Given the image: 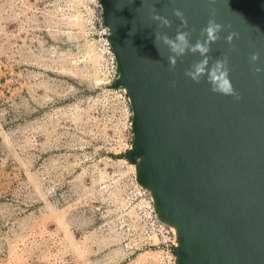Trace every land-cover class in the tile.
I'll use <instances>...</instances> for the list:
<instances>
[{
    "label": "water",
    "instance_id": "water-1",
    "mask_svg": "<svg viewBox=\"0 0 264 264\" xmlns=\"http://www.w3.org/2000/svg\"><path fill=\"white\" fill-rule=\"evenodd\" d=\"M99 1L118 68L110 86L125 91L131 110L123 157L158 218L174 229V263L264 264V72L250 62L254 51L264 60V0ZM154 14L172 26L158 27ZM211 18L226 28L208 56L228 58L240 99L184 75L198 53L170 68L168 47L161 42L158 52L154 44L157 33L174 38L177 29L195 43ZM230 31L238 33L231 44Z\"/></svg>",
    "mask_w": 264,
    "mask_h": 264
},
{
    "label": "rangeland",
    "instance_id": "rangeland-1",
    "mask_svg": "<svg viewBox=\"0 0 264 264\" xmlns=\"http://www.w3.org/2000/svg\"><path fill=\"white\" fill-rule=\"evenodd\" d=\"M74 14L69 0H0V264H159L120 247L131 110Z\"/></svg>",
    "mask_w": 264,
    "mask_h": 264
},
{
    "label": "built area",
    "instance_id": "built-area-1",
    "mask_svg": "<svg viewBox=\"0 0 264 264\" xmlns=\"http://www.w3.org/2000/svg\"><path fill=\"white\" fill-rule=\"evenodd\" d=\"M69 3L74 6L82 36L96 57L98 73L107 84L114 83L118 68L100 1L69 0ZM64 10L62 5L57 7V13ZM114 227L125 253L156 249L159 264H175V232L158 218L149 191L140 186L135 177L124 183Z\"/></svg>",
    "mask_w": 264,
    "mask_h": 264
},
{
    "label": "clouds",
    "instance_id": "clouds-1",
    "mask_svg": "<svg viewBox=\"0 0 264 264\" xmlns=\"http://www.w3.org/2000/svg\"><path fill=\"white\" fill-rule=\"evenodd\" d=\"M134 2V0H131ZM212 3L215 0H211ZM153 13L155 9H150ZM173 16L181 21V27L187 28V21L184 13L179 9H173ZM152 19L158 22L160 28H170L172 21L166 16L152 15ZM230 28L231 26H227ZM226 28L225 25L218 23L215 18L209 19L207 26L201 29L200 35L203 39H197L195 43L191 42V32L177 29L175 37L170 38L166 33H157L154 41L157 51H160V43L166 45L171 53L168 55V64L170 68H175L178 59L191 54H199L201 59L193 63L190 69L186 70L184 75L195 83H200L202 79L211 86V91L224 96H230L234 99H240L235 91L230 79L229 61L226 56L211 61L208 53L211 51V45L220 39V33ZM132 34V33H130ZM234 38H238V33L230 31L226 37L227 43L231 44ZM211 61V62H210ZM250 62L254 66L256 73L264 72V67L257 66L264 63L260 51H254L250 55Z\"/></svg>",
    "mask_w": 264,
    "mask_h": 264
}]
</instances>
